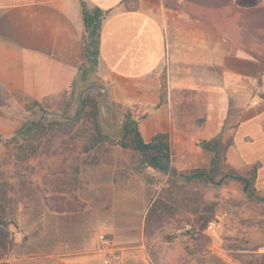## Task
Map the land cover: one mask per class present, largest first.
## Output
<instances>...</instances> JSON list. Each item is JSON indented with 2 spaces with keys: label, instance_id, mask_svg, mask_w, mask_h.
Wrapping results in <instances>:
<instances>
[{
  "label": "crops",
  "instance_id": "0c3cea01",
  "mask_svg": "<svg viewBox=\"0 0 264 264\" xmlns=\"http://www.w3.org/2000/svg\"><path fill=\"white\" fill-rule=\"evenodd\" d=\"M175 1L181 7L165 0H137L135 7L125 0H89L109 11L101 26L99 76L110 87L111 103L160 104L139 124L143 137V129H150L146 141L167 132L171 147L188 148L223 132L226 161L245 169L243 176L256 171L255 186L264 196V46L253 42L256 33L264 35L255 31L264 27V0H229L227 14L218 13L227 0L216 6L189 0L197 12L208 9L205 19ZM85 38L80 0H0V84L23 91L46 110L63 108ZM120 195L129 199L126 191ZM122 201L89 203L90 213L71 237L77 243L63 240L55 252L42 246L40 254H13L7 262L102 264L98 234L109 232L124 264H156L145 232L149 198L137 195L136 222L129 213L114 212L120 206L128 211L130 200ZM8 231L18 246L33 238L23 223L10 224ZM257 237L259 249L253 251L263 256L264 233L257 231L253 240ZM171 242L173 247L177 240ZM231 250L214 248L225 262L241 264ZM174 251L161 255L163 264H177ZM198 257L186 264H199Z\"/></svg>",
  "mask_w": 264,
  "mask_h": 264
},
{
  "label": "rangeland",
  "instance_id": "374dc122",
  "mask_svg": "<svg viewBox=\"0 0 264 264\" xmlns=\"http://www.w3.org/2000/svg\"><path fill=\"white\" fill-rule=\"evenodd\" d=\"M185 3L189 5L188 10H195L192 7L194 2L184 0L183 3L182 0V5H186L187 9ZM134 5H137V1L131 3V6ZM89 41L88 44L91 43ZM93 53L90 54V59L87 50L86 57L83 56L82 67L89 72L82 78L81 72L77 75V87L74 88L78 93L83 86V79H87L90 84L103 82L102 85L106 86V82L99 76L100 57L95 63ZM87 95L99 97L97 117L92 116V105H88L81 119L74 123L63 124L60 119L53 118L45 135L29 144L31 149L21 150L15 140L8 143L0 141V174H3L8 185V201L0 200V208L6 214L4 221L7 224H0V264H9L6 259L13 254H40L44 252V248L55 252L63 240L71 244L77 243L76 236L71 237L90 213L89 203L93 206L95 202L105 200L110 206L115 198L130 200L128 211L120 206L114 212L118 215L129 213L133 222H136L134 219H138L140 204L136 199L140 193H144L150 200L145 232L151 243H148V250L156 264H163L161 255L174 250L177 264H186L188 258L195 255L200 257L197 258L199 264H230L216 253L228 251V248L232 249L231 256L241 264H264V255L257 256L253 251L259 249L258 237L253 240L255 233H264V202L249 197L244 183L233 177L248 175L245 169L231 166L221 150L223 161L216 177L219 182H186L142 166V153L123 148L120 144L105 142L86 152L84 147L93 142L96 127L99 126L104 132L100 117L102 94L95 89ZM112 105L118 110L113 102ZM72 108L66 113L73 114L75 109ZM118 112L123 117L121 125L124 132V115L119 110ZM43 116L39 105L29 95L0 84L2 140L13 138L25 128L30 119ZM149 133L150 129H143L144 139ZM34 145L37 149L33 151ZM172 154H175L173 165L181 171L207 168L213 156V153L201 145L188 148L172 146ZM24 155L28 156L25 160L17 158ZM124 191L129 193V199L120 195ZM98 211H95L97 215H105ZM217 215L224 217V227L221 238L214 241L204 233V229L207 222ZM14 223L27 226L33 234L30 242L21 246L16 244L15 237L8 231L9 225ZM185 223L198 229L199 236L189 240L182 239L180 229ZM237 230L236 235L230 234ZM107 233L114 238L112 233ZM175 239L176 245L171 247V241ZM56 245L59 247H55ZM98 249L101 253L99 246Z\"/></svg>",
  "mask_w": 264,
  "mask_h": 264
},
{
  "label": "trees",
  "instance_id": "16d2710c",
  "mask_svg": "<svg viewBox=\"0 0 264 264\" xmlns=\"http://www.w3.org/2000/svg\"><path fill=\"white\" fill-rule=\"evenodd\" d=\"M137 0H125V4L128 7H135L137 5L131 6L132 2H135ZM195 2H201V4L204 6L206 5L204 2L210 4V5H218L221 4L220 0H193ZM222 3L225 2L224 0L221 1ZM227 3H224L223 6L225 8L218 10V13H226V6L229 2V0L226 1ZM81 3V9H82V15H83V21L85 25L86 30V38L84 41V57H86L85 51H88V57L90 59V54L92 52L95 58V63H97L99 58V49H100V33H101V26L103 23V20L106 18L107 14L109 13L108 10L103 9L102 7L98 5H92L89 3V0H80ZM165 3L167 6H172L179 8L181 7L180 4L177 3L175 0H165ZM192 10V9H191ZM208 10V9H207ZM205 10L203 7L199 12L196 10H192V13H194L197 16H200L202 18H207L206 15L208 14V11ZM227 14V13H226ZM229 15V14H228ZM262 18V17H261ZM259 22V21H258ZM256 32H262L264 33V27L263 28H256ZM259 33H256L254 43L257 47L264 46V35H258ZM90 40V41H89ZM88 41L90 44H88ZM89 45V49H88ZM83 57V58H84ZM83 63H81L79 72H81V78L85 77L87 73L89 72L88 69H83ZM79 74V73H78ZM77 74V75H78ZM77 77V76H76ZM77 87V81L76 78L72 81L68 93H67V99L64 107L62 109L56 110V111H50L42 108V106L35 101L37 105L40 107V111L44 113V116L39 119H30L25 126V128L20 131L18 134H16L13 138L2 140L0 138V141L5 142H11L13 140L16 141L18 144V148L21 150L23 149H31L32 142H35L39 139H41L45 133L47 132L49 128V124L53 123L51 121L54 119H60L63 124L76 122L81 119L83 116V113L88 105H92V116L95 118L99 114V97L97 96H88V92L95 91V86H87L83 92V97L80 101V104L76 102V96L78 93ZM166 90V83L163 82V92L162 96L164 98ZM100 93L101 91L98 90ZM102 94V93H101ZM118 110L124 115V132L120 139H115L109 134H106L101 130L99 126L95 129V137L93 142L88 144L84 147V150L91 151L95 149L98 145L105 143V142H113L115 144H120L121 147L126 149H133L140 153H142V160L141 165L144 167H151L154 170L161 171L165 174H169L171 176L183 179L186 182H195V181H205V182H219L216 180V177L218 176L220 172V165L223 161L221 159V150L226 154L227 151V143H225L224 140V133L221 132L215 137H213L210 140H204L201 142V147L204 149L210 151L213 153L210 166L207 168H193L189 170H179L176 166L172 163V147H171V139L170 134L167 132H159L155 134L150 140L146 141L139 129L140 122L145 119L153 110H155L157 107L160 106V104L154 106V105H145V104H134V105H125L119 102H113ZM71 107L75 111L73 114H67L66 111H68ZM78 109V110H77ZM48 119V120H47ZM47 121V122H46ZM37 149V147L32 146V150L34 151ZM28 156H17L19 160H25ZM226 160V155H224ZM223 158V157H222ZM236 179L241 180L244 183L245 191L247 192L248 196L251 198H257L259 201L264 202V196L260 195L257 192V188L255 186V178H256V171L253 174V176H242V175H235L233 176ZM3 174H0V200L1 202H7L8 198V191L6 186V179L4 180ZM2 187V188H1ZM5 212L2 211L0 208V224L3 226H7L6 222L4 221ZM6 264V263H2Z\"/></svg>",
  "mask_w": 264,
  "mask_h": 264
},
{
  "label": "built area",
  "instance_id": "2783aa9c",
  "mask_svg": "<svg viewBox=\"0 0 264 264\" xmlns=\"http://www.w3.org/2000/svg\"><path fill=\"white\" fill-rule=\"evenodd\" d=\"M224 227V217L217 215L214 219L207 222L205 231L214 241L219 240ZM199 235V230L192 224L185 223L180 229V236L184 240H189ZM99 247L103 255L102 264H124V255L120 248L116 247L114 238L107 232L98 234Z\"/></svg>",
  "mask_w": 264,
  "mask_h": 264
},
{
  "label": "water",
  "instance_id": "95a60500",
  "mask_svg": "<svg viewBox=\"0 0 264 264\" xmlns=\"http://www.w3.org/2000/svg\"><path fill=\"white\" fill-rule=\"evenodd\" d=\"M82 84L83 86L79 88V93L77 96L79 104L83 97L85 88L87 86H90V83L87 79H83ZM95 84L101 85V88H99L102 93V96L100 98V117L104 132L109 134L113 138H120L123 135V126L121 125L123 117L111 103L110 87L107 85L103 86V82H95ZM96 90L98 89L96 88Z\"/></svg>",
  "mask_w": 264,
  "mask_h": 264
},
{
  "label": "flooded vegetation",
  "instance_id": "af4514ba",
  "mask_svg": "<svg viewBox=\"0 0 264 264\" xmlns=\"http://www.w3.org/2000/svg\"><path fill=\"white\" fill-rule=\"evenodd\" d=\"M90 86H95L98 90H99V88H101V85L100 84L96 85L95 82L94 83H91Z\"/></svg>",
  "mask_w": 264,
  "mask_h": 264
}]
</instances>
